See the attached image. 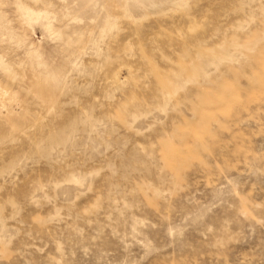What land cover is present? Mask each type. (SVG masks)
<instances>
[{
	"label": "rangeland",
	"instance_id": "374dc122",
	"mask_svg": "<svg viewBox=\"0 0 264 264\" xmlns=\"http://www.w3.org/2000/svg\"><path fill=\"white\" fill-rule=\"evenodd\" d=\"M0 264H264V0H0Z\"/></svg>",
	"mask_w": 264,
	"mask_h": 264
}]
</instances>
